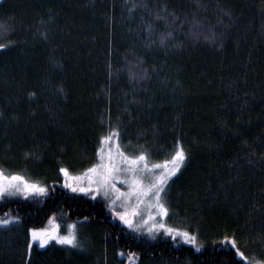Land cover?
<instances>
[{
	"label": "trees",
	"instance_id": "obj_1",
	"mask_svg": "<svg viewBox=\"0 0 264 264\" xmlns=\"http://www.w3.org/2000/svg\"><path fill=\"white\" fill-rule=\"evenodd\" d=\"M0 43V168L51 190L0 201V217L88 229L82 252H29L0 232V264H247L225 236L264 261V0H0ZM111 128L152 160L181 141L166 222L199 249L138 235L54 185L60 167H90Z\"/></svg>",
	"mask_w": 264,
	"mask_h": 264
},
{
	"label": "snow or ice",
	"instance_id": "obj_2",
	"mask_svg": "<svg viewBox=\"0 0 264 264\" xmlns=\"http://www.w3.org/2000/svg\"><path fill=\"white\" fill-rule=\"evenodd\" d=\"M5 46V44L0 43V48ZM96 151L99 162L84 169V172L80 175H72L68 168L60 167L59 172L65 177L66 187L72 191L84 192L93 197L102 194L107 198L108 207L112 209L113 214L118 216L129 228L146 231L150 236L163 230L165 234L171 235L173 238L180 237L199 249L200 244L195 233L185 228L169 226L163 219L159 222L153 219L155 216L166 217L169 213L165 200V186L169 183V178L180 169L187 156V151L179 139L170 159L164 160L162 164L150 163L149 154L142 148L138 154L126 152L124 146L120 143V133L117 128H111L107 134L101 135ZM84 176H87V187L81 186ZM146 177L148 178L147 181L145 180ZM116 181H122L125 185H128V190L122 191L117 187ZM46 192L47 187L44 184L32 181L19 172L6 174L5 170L0 168V199L15 195L30 197L33 194L42 195ZM132 196H135L136 203L129 205L127 201ZM121 198L125 201L121 204L124 210L116 211L115 204ZM141 204H147L149 209L154 208L156 211H149L148 215L142 218L139 224L134 223L133 217L138 215ZM129 207H131V211H129ZM19 219L20 217L9 213L7 219H0V225H7L11 221ZM49 219L52 218L49 217ZM67 227L66 234H60L56 228H29V248L32 247L33 242H38L39 246L43 247L50 240H55L56 243L62 245L83 247L77 238L75 225L69 224ZM221 243L235 249L236 256L248 261V264H264V261L246 256L238 246L234 236L223 237Z\"/></svg>",
	"mask_w": 264,
	"mask_h": 264
},
{
	"label": "rangeland",
	"instance_id": "obj_3",
	"mask_svg": "<svg viewBox=\"0 0 264 264\" xmlns=\"http://www.w3.org/2000/svg\"><path fill=\"white\" fill-rule=\"evenodd\" d=\"M120 143H121V142H120ZM121 145H122V144H121ZM98 146H99V143H98ZM98 146H97V147H98ZM124 148H125V151H126V152L131 153V154H138V152H139V150H138V151H135V150L132 151V150L126 148V147H124ZM170 156H171V155H169V157H167V158H165V159H163V160H159V161H158V160H152V159L149 158V162H150V163H161V164H162L164 160H166V159H170ZM98 162H99V161H98V158H97V151H96V159H95V162H94V163H98ZM94 163H93V164H94ZM184 165H185V162L181 165L180 169H179V170H178L173 176H171V177L169 178V183H170V182H171V181H172V180H173V179H174V178H175V177L181 172V170H182V168H183ZM91 166H92V165H91ZM91 166H90V167H91ZM88 168H89V167H88ZM2 169H3V168H2ZM4 170H5V169H4ZM5 172H6V174H11V173H13V172L8 171V170H5ZM69 172H70V174H72V175H80V174H82V173L84 172V170H82V171H78V172H71V171H69ZM23 175H24V174H23ZM59 176H60V181H59V182H56V183L54 184L56 187H59V188H61V189H64V190H66V191H68L69 193H72V194L85 196V197H87V198H89V199H92V200H94V199H100V200H102V201L106 204V209L108 210V212H109V213H110V214H111V215H112L117 221H119V223H120L121 225H123L124 227H126L128 230H131L132 232H134V233H136V234H138V235H141V236H147L148 238H154L157 234L162 233V234L165 235V237H169V238L172 239V240H178L179 243H181V244L188 245V246H191V247L197 249L194 245L185 242V241H184L183 239H181L180 237H175V238H173L171 235L165 234V232H164L163 230H161V231H159V232H155L152 236H150L146 231H143V230H141V231H137V230H135V229H133V228H129L128 225H126L123 221H121V220L119 219L118 216H115V215L113 214L112 209L108 207V201H107V198H105L102 194H98V195H96L95 197H93V196H91V195H89V194H87V193H84V192L72 191L70 188H68V187L65 186V177H64V175H63L62 173L59 172ZM25 177L28 178V179H30V180H32V181H35V180L31 179V178H30L29 176H27V175H25ZM147 179H148V178L146 177L145 180L147 181ZM38 182H39V181H38ZM40 183H41V182H40ZM115 183L117 184V187L120 188L122 191H127V190H128V185H125L122 181H116ZM169 183L165 186L166 191H167V187H168ZM42 184H43V183H42ZM44 185H45V184H44ZM45 186L47 187V192H46L45 194H42V195H35V194H33V195H31L30 197H24L23 195L6 196L5 198L0 199V201H2V200H6V199H11V198H13V199H15V198H21V199H38V198L47 197L48 194H49V192H50L51 190H50V188H49L48 185H45ZM81 186H84V187H87V186H88L87 176H84V177H83V180H82ZM146 199H148V198L146 197ZM165 200H166V192H165ZM122 203H125V201L123 200V198L117 200V202H116V204H115L116 211H123V210H124V209L121 207V204H122ZM127 203H129V205H131V204H135V203H136V198H135V196L130 197L129 200L127 201ZM129 211H131V207H129ZM149 211H153V212H155L156 210H155L154 208L149 209V207L147 206V204H141V205L139 206V209H138V215H136V216L133 217L134 223H138V224H139L140 221H141V219L144 218V217H146V216L148 215ZM50 217H51L52 219L50 220V219L48 218V220H47L46 223L44 224L43 228H47V229L56 228L57 231H58L60 234H66V232L68 231V227H67V226H68L69 224H74V225H75V231H76V233H77V238H78V240H79V236H81L83 233H85V232L88 231V229L85 227V225L82 226L80 223H61V222L58 220L57 216L52 215V216H50ZM7 218H8V215H6V216H4V217H0V219H7ZM153 219H154V221H156V222H159L161 219H163V220L166 222V221H167V216H166V217H163V218H161V217H159V216H155V217H153ZM166 223H167V222H166ZM20 226H21V225H20L17 221H11V222H10L9 224H7V225H0V232H12V233H14V234H16V235H18V236L21 235V236H22L23 238H25V240H26V243H27V247H28V251H29V252H31V250H32L33 247H36V248L42 249V248H44V247H46V246H49V245H52V246H55V247H57V248L64 249V250H73V251H76V252H82V251H83V247H79V248H77V247H72V246H70V245H62V244H58V243H56L55 240H50L49 243H48L47 245L43 246V247H40L39 244H38V242H33L32 247L29 248V246H28V240H29V238H30V235H29V232H28L29 229H27V230L25 231V230L21 229ZM141 227L143 228V225H142ZM88 234L91 235V234H92V231H91L90 233H88ZM96 238H100V237L97 236ZM79 241H80V240H79ZM80 243L82 244V240L80 241ZM82 245H83V244H82ZM118 258L125 260V261H124V264H130L129 262H130L131 260H132V262L134 261V262L131 263V264H136V263H138L137 260H135L132 256L124 257L123 254H118ZM239 258H240V257H239ZM247 264H248V262H247Z\"/></svg>",
	"mask_w": 264,
	"mask_h": 264
}]
</instances>
